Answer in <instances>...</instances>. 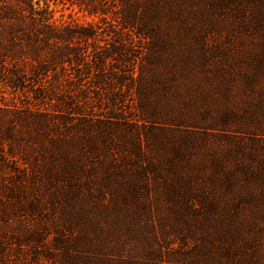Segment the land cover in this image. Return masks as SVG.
<instances>
[{"label": "trees", "instance_id": "1", "mask_svg": "<svg viewBox=\"0 0 264 264\" xmlns=\"http://www.w3.org/2000/svg\"><path fill=\"white\" fill-rule=\"evenodd\" d=\"M0 264H264V0H0Z\"/></svg>", "mask_w": 264, "mask_h": 264}, {"label": "rangeland", "instance_id": "2", "mask_svg": "<svg viewBox=\"0 0 264 264\" xmlns=\"http://www.w3.org/2000/svg\"><path fill=\"white\" fill-rule=\"evenodd\" d=\"M55 11L53 13V17L56 18L57 20H71L75 19L77 21H90L92 17L88 16L85 14V12L79 10V9H74L72 13V16L69 17L67 13H69V10H60L59 7L54 8Z\"/></svg>", "mask_w": 264, "mask_h": 264}]
</instances>
